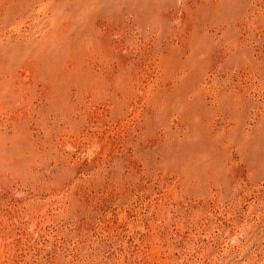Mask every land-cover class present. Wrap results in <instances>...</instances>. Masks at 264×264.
I'll return each instance as SVG.
<instances>
[{
  "label": "rangeland",
  "instance_id": "obj_1",
  "mask_svg": "<svg viewBox=\"0 0 264 264\" xmlns=\"http://www.w3.org/2000/svg\"><path fill=\"white\" fill-rule=\"evenodd\" d=\"M0 264H264V0H0Z\"/></svg>",
  "mask_w": 264,
  "mask_h": 264
}]
</instances>
